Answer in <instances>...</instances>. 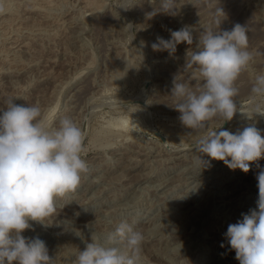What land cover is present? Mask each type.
<instances>
[{
    "label": "rangeland",
    "instance_id": "rangeland-1",
    "mask_svg": "<svg viewBox=\"0 0 264 264\" xmlns=\"http://www.w3.org/2000/svg\"><path fill=\"white\" fill-rule=\"evenodd\" d=\"M135 3L125 11L117 0H0V108L16 98L39 106L44 126L68 116L86 136L88 171L77 190L58 200L50 224L29 221L23 235L45 242L51 264H73L92 236L113 246L109 235L126 221L144 236L139 264H239L224 233L257 209L264 158L244 173L202 155L198 169L195 141L223 119L186 128L171 89L175 78L201 89L198 71L186 63L204 29L245 27L254 59L235 82L240 112L222 128L235 133L254 122L264 136V116L249 121L242 114L264 105L251 92L264 73V0H175V14L161 11L160 0ZM185 26L192 45L178 44L171 56L152 49L158 35L169 39L170 30Z\"/></svg>",
    "mask_w": 264,
    "mask_h": 264
},
{
    "label": "clouds",
    "instance_id": "clouds-1",
    "mask_svg": "<svg viewBox=\"0 0 264 264\" xmlns=\"http://www.w3.org/2000/svg\"><path fill=\"white\" fill-rule=\"evenodd\" d=\"M174 2L160 0L161 11L175 14ZM135 5V0H117L115 7L127 11ZM218 12L224 13L222 9ZM126 27L130 32L132 26ZM193 39L191 28L185 26L170 30L169 39L158 36L151 47L171 56L178 44L192 45ZM247 41V30L239 24L230 31L204 29L200 33L195 49L187 53L186 67L195 66L203 82L201 89L192 91L176 78L171 89L176 100L174 108L186 128L205 129L216 116L224 124L239 111L235 82L254 59L247 50ZM251 92L264 97V73L255 76ZM15 99L10 98L7 106L0 108V264H51L45 242L23 233L32 227L29 221L50 224L47 221L57 213L58 200L77 190L82 174L88 171L81 157L86 136L68 116L59 120L58 127L44 126L39 106L17 104ZM250 111L252 115L241 113L253 121L256 115L264 116V105L258 104ZM222 125L195 142L194 152L198 155L194 163L200 169L206 163L201 157L207 155L211 160L223 161L229 169L249 172L251 163L264 158V136L254 122L235 133ZM256 179L258 210L242 213V219L229 224L224 233L239 264H264V169ZM108 240L113 246H105L92 236L73 264H139L144 240L141 232L122 221ZM117 243H122L124 250L115 246Z\"/></svg>",
    "mask_w": 264,
    "mask_h": 264
},
{
    "label": "bare ground",
    "instance_id": "bare-ground-1",
    "mask_svg": "<svg viewBox=\"0 0 264 264\" xmlns=\"http://www.w3.org/2000/svg\"><path fill=\"white\" fill-rule=\"evenodd\" d=\"M87 7H88V6H87ZM158 36H159V35H158ZM40 75H41V74H40ZM195 81H196V80H195ZM169 82H170V81H169ZM235 87H236V86H235ZM238 87H239V86H238ZM241 87H242V85H241ZM242 88H243V87H242ZM239 90H240V89H239ZM243 90H244V89H242V91H243ZM240 93H241V91H240ZM238 94H239V93H238ZM241 94H242V93H241ZM163 108H164V107H163ZM173 115H174V114H173ZM123 119H124V118H123ZM125 119H126V117H125ZM121 120H122V119H121ZM122 121L125 122L126 120H125V121L122 120ZM123 122H121V123L124 124ZM195 142H196V141H195ZM186 145H187V144H186ZM186 145H185V146H186ZM189 145H190V144H189ZM189 145H188V146H189ZM112 146H113V145H112ZM112 146H111V147H112ZM172 146H173V145L171 144V148H172ZM185 146H184V147H185ZM190 146H191V145H190ZM177 148H178V147H177ZM174 150H176V146H173V148H172L171 150L168 149L167 151H169V152H170V151L173 152ZM160 154H161V153H160ZM171 155H172V154H171ZM106 156H107V155H106ZM168 157H169V156H168ZM161 163H162V162H161ZM150 164H151V163H150ZM214 165H215V164H214ZM184 171H185V170H184ZM193 173H194V172H193ZM194 174H195V173H194ZM187 175H188V174H187ZM188 176H189V175H188ZM196 178H197V177H196ZM184 183H185V182H184ZM161 184H162V183H161ZM195 187H196V186H195ZM253 189H254V188H253ZM219 197H220V196H219ZM247 197H248V196H247ZM251 198H252V197H251ZM193 199H194V198H193ZM246 201H247V200H246ZM225 203H226V202H225ZM226 204H227V203H226ZM194 206H195V205H194ZM114 208H115V207H114ZM184 229H185V228H184ZM47 245H48V244H47Z\"/></svg>",
    "mask_w": 264,
    "mask_h": 264
},
{
    "label": "water",
    "instance_id": "water-1",
    "mask_svg": "<svg viewBox=\"0 0 264 264\" xmlns=\"http://www.w3.org/2000/svg\"><path fill=\"white\" fill-rule=\"evenodd\" d=\"M152 133H153V135H154L157 139H159L163 144L166 143V140H165L164 136H163L160 132L154 130Z\"/></svg>",
    "mask_w": 264,
    "mask_h": 264
}]
</instances>
